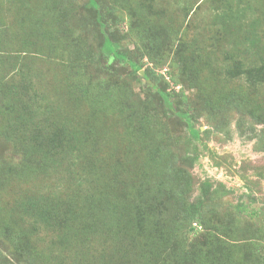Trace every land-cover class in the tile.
<instances>
[{
    "label": "trees",
    "instance_id": "1",
    "mask_svg": "<svg viewBox=\"0 0 264 264\" xmlns=\"http://www.w3.org/2000/svg\"><path fill=\"white\" fill-rule=\"evenodd\" d=\"M125 1L116 0L117 6L112 5L113 9L102 0H85L81 4L99 34L100 58L96 56L94 60L92 47L72 26L74 21L87 22L74 11L72 0H34L35 10L40 11L37 16L33 11L28 14L22 9L21 5H26L23 0H0V145L1 140L11 138L23 149L19 160L10 158L0 164V242L15 255L18 264L23 261L21 255L27 252L25 246L28 242L30 245L29 236L41 231L51 238L54 248L60 244L64 249L72 243L77 248L83 246L86 234L96 224L112 229L122 225L121 234L115 231L123 236L124 247L120 246L122 242H117L118 248L106 264H231L230 258L235 259L234 252L229 258L222 246L202 248L200 241L198 246L194 244L196 234L202 232L199 230L207 221L199 203L185 204L181 198H175L176 185L178 182L183 185L184 178L156 136L161 134V128L155 123L159 120L161 126L160 116L165 119L172 114L179 121L193 117L187 96L181 88L175 90L190 68L187 59L177 57L178 71H167L165 75L153 68H144V77L155 83V89L148 86V100L139 103L129 99V87L108 88L107 77L88 78L86 71L93 65L110 76L119 62L129 67L130 75H136L142 68L140 57L146 56V52L149 54L151 49L159 51L160 46L150 45V48L143 44L141 49L138 43L132 50L122 49L112 36L109 25L112 27L119 19L111 14L114 8L121 9ZM152 1L134 0L132 14L138 16L144 11L153 15ZM2 7L14 17L16 26L28 16L30 35L49 37V45L51 39L55 40L53 50L65 49L67 63L61 69V78L60 73L54 74L60 83L53 97L40 86L38 74L25 61L24 55L30 53L28 37H23L21 50H6L9 36L2 38L9 32V24L2 18ZM244 10L245 7L235 13L231 8L221 10L213 19L227 29V20L240 22ZM51 19L63 24L62 39H54L53 31L43 27V22L51 25ZM257 21L256 18L251 21L254 27L249 35L240 33L244 35L241 43L248 41V46L260 54L263 47L255 35ZM139 27L141 32V23ZM69 33L72 36L67 40ZM143 37L149 38L147 35L140 38ZM148 57L151 59L152 55ZM263 63L244 68L236 60L224 67L225 76L244 74L253 85L264 82ZM66 86L73 90V96L66 100L67 111H64L59 99ZM118 87L123 89L121 96L114 91ZM176 97L178 103L174 104ZM122 123L124 133L131 137L130 142L143 148L140 162L115 156L119 133H123L117 129ZM190 133L196 138L198 129ZM135 178L139 181L135 182ZM18 221L27 224L22 226ZM23 236L28 240L26 243ZM2 247L0 264H12ZM26 259L25 264L58 263L52 255ZM250 264H264V257Z\"/></svg>",
    "mask_w": 264,
    "mask_h": 264
},
{
    "label": "rangeland",
    "instance_id": "2",
    "mask_svg": "<svg viewBox=\"0 0 264 264\" xmlns=\"http://www.w3.org/2000/svg\"><path fill=\"white\" fill-rule=\"evenodd\" d=\"M72 1L74 11L79 12L78 16L91 23L87 26V22L78 24L74 21L72 26L76 34L82 35L83 40L92 47L94 60L96 56L99 59V34L81 5L85 0ZM102 1L109 7L116 4V0ZM22 3L26 4L21 5L26 13L33 11V15H39L34 0H23ZM152 7L153 15L149 16L143 11L135 16L132 14L134 0H126L121 9L114 8L111 14L119 19L118 22H114L112 27L109 25V31L122 49L132 50L136 43L142 45L141 49L143 44L150 48L152 45L160 46L159 51L157 48L151 49L149 54L146 52V56L140 57L143 74L139 70L136 75H130L129 67L119 62L110 76L99 72L98 67L93 65L86 71L88 78L97 80L107 77L108 88L112 85L123 89L129 87V99L139 103L148 100V86L155 89V83L144 77V68L150 67L165 75L167 71H178L177 57L187 59L190 68L175 90H183L193 107V117L179 121L170 114L165 119L160 116L161 126L159 120L155 122L161 128V134L156 135L158 142L164 151L171 154V162L174 161L175 168L184 178L183 185L179 182L176 185L175 198H181L185 204H200L207 225L196 234V246L199 241L202 248L222 246L227 257L234 252L235 259L229 257L231 264L255 263L257 258L264 257V82L253 85L244 74L227 78L224 67H229L236 60L242 62L244 68L264 62V0H154ZM244 7L239 17L241 21L227 20V29L213 19L221 10L231 8L235 13ZM1 14L9 24V32L2 38L5 40L9 36L6 50H21L23 37H28L30 53L24 55L25 61L38 74L40 86L53 97L55 87L60 83L54 74L60 73L61 78V69L67 63L65 49L53 50L51 46L52 42L56 43L55 40L51 39L49 45V37L30 35L28 16L20 20V26H16L14 17L4 7ZM254 18L258 19L255 35L263 47L260 54L248 46V41L241 43L244 35L252 31L254 25L251 21ZM50 24L43 22L42 25L45 30L53 31L54 39H62L60 31L63 24L52 19ZM240 32L244 35L241 36ZM141 35L149 38H140ZM71 36L69 33L67 40ZM197 53L200 54L196 56ZM148 55H152V58ZM57 65H60V69ZM70 79L72 84V77ZM67 86L59 99L66 109L64 111H67L66 100L73 96V90ZM120 87L114 91L121 96L123 89L119 90ZM175 100L174 104H177V97ZM121 126L117 129L123 133H119L115 156L134 158L140 162L143 148L132 144L131 137L124 133L123 123ZM196 129L198 136L194 138L190 131ZM22 153L23 149L16 141L11 138L1 140L0 164L10 158L19 160ZM136 181L139 179L135 178ZM50 183L54 184V180H50ZM130 192L129 197L132 195ZM18 224L26 226L27 223L18 221ZM119 227L112 229L96 224L86 234L82 247L73 248L72 243L64 249L60 248V244L54 248L51 238L39 231L35 236H29L30 245L28 242L25 246L27 252L21 255L23 261L19 264H25L26 258L34 255L40 258L56 256L58 263L51 264H106L114 256L117 242H122L120 246H123V236H120L122 225ZM115 230L120 234L117 235ZM191 236L188 235V238ZM22 240L24 243L28 241L25 236ZM251 241L255 242L250 244ZM19 245L23 247L22 242ZM1 247L7 259L12 264H18L15 255L5 249L3 242H0Z\"/></svg>",
    "mask_w": 264,
    "mask_h": 264
},
{
    "label": "water",
    "instance_id": "3",
    "mask_svg": "<svg viewBox=\"0 0 264 264\" xmlns=\"http://www.w3.org/2000/svg\"><path fill=\"white\" fill-rule=\"evenodd\" d=\"M139 72H140L141 75L143 74V71L140 70ZM148 81H149L150 84H153L150 80H148Z\"/></svg>",
    "mask_w": 264,
    "mask_h": 264
}]
</instances>
